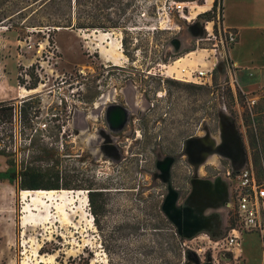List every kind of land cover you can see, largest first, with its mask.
Segmentation results:
<instances>
[{"label": "rangeland", "instance_id": "obj_1", "mask_svg": "<svg viewBox=\"0 0 264 264\" xmlns=\"http://www.w3.org/2000/svg\"><path fill=\"white\" fill-rule=\"evenodd\" d=\"M174 2L185 4L184 14ZM202 2L138 0L141 13L132 22H119L126 28H60L50 41L47 27L40 33L30 27V0H0V26L17 37L22 32L19 74L27 84L30 73L40 81L38 90L27 95H35L37 103L30 124L20 115L27 96L15 101L12 119L0 120V148L12 154H0V264H70L71 258L76 264L87 259L89 264L239 263L230 257L232 249L216 246L226 237L234 211L227 210V225L219 217L216 226L210 223L226 199L214 200L217 195L208 181L240 155L264 178V0H225L227 22L243 32L233 52L242 65L231 74L225 67L217 69L212 86L193 88L180 79L182 73L167 70L181 58L189 71L210 66L214 41L206 39L211 20L199 11ZM218 2L224 8L223 0ZM23 6L25 16L20 18L16 11ZM115 11L110 10L112 16ZM104 32L109 37H103ZM111 43L119 44L125 55L120 64L100 53ZM9 67L14 70L13 64ZM18 86L20 92L27 89ZM106 96L96 117L94 102ZM113 101L127 105L132 114L119 138L112 132L117 153L111 157L100 143L94 151L90 136L108 129L102 110ZM256 115L261 122L252 121ZM78 122L89 123L91 130L79 132ZM205 152L216 156L200 168ZM254 153L261 156L258 166ZM25 167L38 171L44 183L60 176L63 182L92 180L95 187L107 188L99 223L86 187L64 189L74 192L63 195L25 194L33 189H19L12 177ZM163 200L164 205L169 201L168 214L163 212L168 219L181 223L194 215L196 228L185 222L190 230L181 257L174 256L173 226L157 208ZM185 205L190 207L183 209ZM252 234L245 264H264L262 240Z\"/></svg>", "mask_w": 264, "mask_h": 264}, {"label": "trees", "instance_id": "obj_2", "mask_svg": "<svg viewBox=\"0 0 264 264\" xmlns=\"http://www.w3.org/2000/svg\"><path fill=\"white\" fill-rule=\"evenodd\" d=\"M203 3V2H202ZM201 3V4H202ZM221 4L218 0H215L212 9L204 12L202 15L207 16V20H214L216 17L217 7ZM29 6H31V17L30 22L31 28L40 30L39 33L44 30L45 27L48 29V39L51 41V38L55 31L60 28H72V29H81V28H126L122 26L119 22H132L134 20V15L141 13V5L138 4V0H30ZM26 6L20 7L16 12L20 15V18H23L24 11ZM116 9L114 12L116 16H112L111 9ZM223 8V6H222ZM155 6L153 11L155 12ZM128 12H132V15L126 16ZM123 17H126L123 19ZM3 19H0L2 22ZM85 22H112L109 26L104 24H88ZM217 30V26H215ZM34 33V32H33ZM128 34V33H127ZM22 32L18 31V39L21 40ZM123 44L126 48L129 45V38L123 37ZM217 73V71H216ZM29 74V73H28ZM31 77L30 84L26 83L22 72L18 75V81L20 84L24 85L27 89H35L39 84V76L34 73L29 74ZM168 82L172 84H181L176 80L168 79ZM193 88H201L203 85L199 84H189ZM35 95L27 96L23 99L20 115L24 123L30 124L32 112L31 109L37 106V103L34 101ZM15 110V100L0 101V120H10L14 116ZM261 122V117L256 115L252 121ZM252 142L256 144L257 137L256 134H252ZM0 154L5 156H11L12 154L6 152L5 149L0 148ZM254 165L258 166L260 164L261 156L259 153H254ZM10 163L13 162L12 158ZM13 178L18 179V188L19 189H89V200L92 208V213L95 216V221L99 223V215L103 213L104 209V193L102 187H95L92 180H79L81 183L74 181H64L61 180L60 176H57V180L54 182L44 183L42 181V176L38 171L34 170L31 167H25L19 175L14 176ZM164 200L161 201L158 205L159 213L163 216V221L171 224L173 226V237L176 241L175 246L173 247L174 256L181 257L183 250H186L183 247V242L185 236L182 235L178 229L174 226V223L171 219H168L164 215ZM167 219V220H166ZM237 222L236 213H231L229 223L234 225ZM189 251V250H188ZM229 255L231 258H234V252L230 251ZM236 259H238L236 257ZM90 263V259L86 260V264ZM70 264H76V258H71ZM177 264V263H175Z\"/></svg>", "mask_w": 264, "mask_h": 264}, {"label": "built area", "instance_id": "obj_3", "mask_svg": "<svg viewBox=\"0 0 264 264\" xmlns=\"http://www.w3.org/2000/svg\"><path fill=\"white\" fill-rule=\"evenodd\" d=\"M176 8L182 14L185 13V4L174 2ZM212 1L209 9H212ZM217 26V30H215ZM208 40H213L214 57L210 60V66H200L196 70L185 69L180 79L189 83L212 86L214 74L217 69L225 67L231 74L234 67L230 56L232 48L239 41V32L233 27L224 24V8L219 4L216 17L206 25ZM202 51H208L203 49ZM219 52V56L216 53ZM173 76V75H172ZM231 188V204L229 209L237 215V222L227 228L226 237L217 240L216 246H227L232 249L240 244L245 233L256 232L264 236V178L260 179L253 167L247 162L240 168L228 171ZM228 209V210H229ZM230 252V251H229ZM234 252V251H233Z\"/></svg>", "mask_w": 264, "mask_h": 264}, {"label": "crops", "instance_id": "obj_4", "mask_svg": "<svg viewBox=\"0 0 264 264\" xmlns=\"http://www.w3.org/2000/svg\"><path fill=\"white\" fill-rule=\"evenodd\" d=\"M223 5H224V24L227 27H233L238 30L239 32V41L241 36L243 35L241 27L235 24H229L226 20L227 18V11H226V6H225V0H223ZM19 39L17 36H15L11 31H6L4 27L0 26V101H8V100H18L21 97L20 89L18 88V75H19V56L21 55L19 52ZM232 48L230 52V58L233 61L234 67H237L236 65H242L240 60H236L233 52L237 48V46L240 44V42ZM14 65V70H10L11 65ZM216 153H205L206 159L201 165L204 166L206 163H209L210 157L216 156ZM246 161L243 159L242 155L237 156L235 159L231 161V165L223 172L218 173L214 178H209V184L213 186L216 192V199L214 200H219L221 198L226 199L225 205L223 208H220L218 211L219 213L216 215H213L211 219V224L212 225H217L218 222L215 220V217L222 221V223H228L227 219H225V214L227 210L229 209V204H231V188H230V178L228 177V171L235 169V168H240L242 167ZM212 188V189H213ZM223 223V224H224ZM252 235H257L258 237L261 238L263 247H264V236L258 235L255 232H252ZM251 232L245 233L240 241V244L235 246L233 248L234 255L237 257L239 260L238 264H245L248 255L246 253L245 247L246 243L248 241V237ZM262 253H264V248L262 250Z\"/></svg>", "mask_w": 264, "mask_h": 264}, {"label": "flooded vegetation", "instance_id": "obj_5", "mask_svg": "<svg viewBox=\"0 0 264 264\" xmlns=\"http://www.w3.org/2000/svg\"><path fill=\"white\" fill-rule=\"evenodd\" d=\"M214 2H215V0H214ZM211 3H212V0L210 1V5H209V8H210V6H211ZM204 4V3H203ZM203 4H200V5H203ZM208 8V9H209ZM207 9V10H208ZM100 53H101V51H100ZM102 54V53H101ZM103 55V54H102ZM104 56V55H103ZM108 58V57H107ZM109 59V58H108ZM110 60V59H109ZM111 62H113L112 60H110ZM113 64H116L115 62H113ZM103 99H105V100H103ZM101 101H97V102H94V112H95V116L97 117V112H98V109L97 108H99L103 103H106V101L108 100V97L106 96V97H104ZM115 105H118V106H121V107H124V108H126L127 110H128V120H127V122L125 123V125L121 128V129H119V130H114V129H112L111 128V125H110V122L108 121V111H109V108L111 107V106H115ZM154 105V104H153ZM102 112L104 113V118H105V121H106V123H107V127H108V129H101L100 131L97 129L96 130V132L95 133H92L91 134V136H90V144H92V149L94 150V151H96L97 150V148H98V143H100V146H99V148L102 150V151H104V153H106V154H108L109 156H111V157H114L115 155H116V153H117V147L113 144V139H114V134L112 133V132H116L117 133V135H116V138H119L120 137V135H121V133L122 132H124L125 131V129H126V127H127V124H128V122L130 121V118H131V114H132V112H131V110H130V108L127 106V105H125V104H122V103H120V102H118V101H113V102H111L110 104H107V106H106V108H105V111H103L102 110ZM83 116V118H84V115H82ZM98 118H96V120H97ZM82 128H85V129H87V130H91V125H89V123H84V124H81V122L79 123L78 122V125H77V130L80 132V129H82ZM92 128H93V126H92ZM206 153V152H205ZM203 157H205V154L203 155ZM205 159V158H204ZM170 172H171V170H170ZM171 174V177H173V173H170ZM176 190H177V192L179 193V196H180V198H184V191H182L181 192V190H178L179 188H175ZM167 197V194L166 195H164V198H166ZM188 207H190L189 205H185L184 207H183V209L184 208H188ZM192 213V212H191ZM167 214V213H166ZM191 215V214H190ZM168 217L170 218V219H172L169 215H168ZM189 220H183L182 219V221H181V223H178L176 220H174L176 223H174L172 220V222L176 225V227H177V229H178V231L181 233V234H183L184 236H187V233L189 232V230H190V227L188 228L186 225H185V222H187V223H190L192 226H191V228H196L197 227V225H196V223L195 222H193L194 221V218L193 217H191L190 216V218H188ZM196 226V227H195Z\"/></svg>", "mask_w": 264, "mask_h": 264}, {"label": "bare ground", "instance_id": "obj_6", "mask_svg": "<svg viewBox=\"0 0 264 264\" xmlns=\"http://www.w3.org/2000/svg\"><path fill=\"white\" fill-rule=\"evenodd\" d=\"M210 1L211 0H205L203 5H199V11L200 12H205V10H207L209 8L210 5ZM110 33H102L103 37L107 36L109 37ZM106 37V38H107ZM101 53L105 56L108 57L110 60H112L113 62H115L116 64H120L121 60L124 58L123 54L120 51V45H115L113 43H111L109 48H102ZM190 54H194V53H190ZM184 60L185 58H181L180 60L176 61L174 65H170L168 67L167 72H173V73H182L185 71V67L186 64L184 65ZM190 67V66H189ZM188 69V68H187ZM38 89H33V90H28L25 88L21 89V95L22 96H27L28 93L33 92V91H37ZM31 192H37V193H48V194H53L54 192H59L60 194H65V193H71L74 192V190H43V189H39V190H32V191H25V194H30ZM78 192H83L82 190L78 191ZM191 214V215H190ZM188 217L185 218V220H189L188 218L193 217L194 215L193 213H190Z\"/></svg>", "mask_w": 264, "mask_h": 264}, {"label": "water", "instance_id": "obj_7", "mask_svg": "<svg viewBox=\"0 0 264 264\" xmlns=\"http://www.w3.org/2000/svg\"><path fill=\"white\" fill-rule=\"evenodd\" d=\"M128 120V110L124 107L115 105L111 106L108 111V121L110 122L111 128L114 130L121 129ZM169 201H166L163 209L166 211V205ZM168 214V213H167ZM174 223H176L173 219H171ZM177 224V223H176Z\"/></svg>", "mask_w": 264, "mask_h": 264}]
</instances>
